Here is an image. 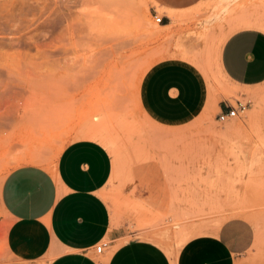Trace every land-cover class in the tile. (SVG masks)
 <instances>
[{"label": "rangeland", "instance_id": "1", "mask_svg": "<svg viewBox=\"0 0 264 264\" xmlns=\"http://www.w3.org/2000/svg\"><path fill=\"white\" fill-rule=\"evenodd\" d=\"M164 11L158 0H0V186L15 166L51 167L70 141L95 140L113 158L103 193L111 229L127 230L111 252L141 238L173 256L189 239L241 222L255 252L224 264H256L264 249V83L230 82L219 51L237 30L264 31V0H202L171 26L155 19ZM170 50L191 52L180 57L201 69L210 95L195 118L166 125L147 112L141 89L156 63L176 56ZM237 100L247 110L219 121L220 105ZM138 183L164 198L136 195ZM8 227L0 211V264H47L15 253Z\"/></svg>", "mask_w": 264, "mask_h": 264}, {"label": "crops", "instance_id": "2", "mask_svg": "<svg viewBox=\"0 0 264 264\" xmlns=\"http://www.w3.org/2000/svg\"><path fill=\"white\" fill-rule=\"evenodd\" d=\"M158 1L165 10L161 25L171 26L174 17L186 16L181 13L202 0ZM189 53L170 50L176 56L159 61L144 77L143 105L162 124L186 123L208 105V79L192 61L180 57ZM219 66L233 84L264 83V31L245 28L232 33L220 48ZM226 105H220L221 111ZM113 171L109 150L90 139L67 143L54 166L25 163L12 168L0 186V211L9 221L11 249L47 264H224L233 257H249L251 248L255 252L253 233L241 222L227 223L218 235L195 236L173 256L164 246L141 238L111 252L114 243L127 236V230L111 229V210L103 197ZM146 191L136 185V195L164 198L163 190ZM107 236L112 243L97 253L96 245ZM259 254L256 264H264V249ZM99 255L105 263L96 259Z\"/></svg>", "mask_w": 264, "mask_h": 264}, {"label": "built area", "instance_id": "3", "mask_svg": "<svg viewBox=\"0 0 264 264\" xmlns=\"http://www.w3.org/2000/svg\"><path fill=\"white\" fill-rule=\"evenodd\" d=\"M163 16H158V14L155 15V19L158 23H161L163 21ZM249 106V103L242 102L241 100L236 101V105L229 104L226 105V110L220 111L218 115L219 121L226 122L230 119L236 118L240 116L241 113H244ZM109 242L102 241L98 243L95 247V250L97 253H101L103 250H105L106 246Z\"/></svg>", "mask_w": 264, "mask_h": 264}, {"label": "bare ground", "instance_id": "4", "mask_svg": "<svg viewBox=\"0 0 264 264\" xmlns=\"http://www.w3.org/2000/svg\"><path fill=\"white\" fill-rule=\"evenodd\" d=\"M184 60H185V59H184ZM187 62H189V61H187ZM121 68H122V67H121ZM121 68H120V69H121ZM112 69H113V68H112ZM115 69H116V68H115ZM117 70H118V69H117ZM118 71H119V70H118ZM126 73H127V72H126ZM178 128H179V127H178ZM176 130H177V129H176ZM179 131H180V130H179ZM171 133H172V130H171ZM173 134H174V133H173ZM175 134H177V133H175Z\"/></svg>", "mask_w": 264, "mask_h": 264}]
</instances>
